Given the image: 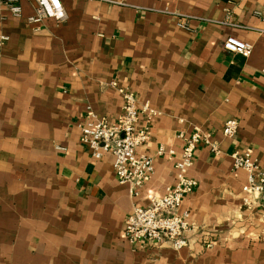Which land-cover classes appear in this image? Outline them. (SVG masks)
<instances>
[{"label":"crops","instance_id":"obj_1","mask_svg":"<svg viewBox=\"0 0 264 264\" xmlns=\"http://www.w3.org/2000/svg\"><path fill=\"white\" fill-rule=\"evenodd\" d=\"M21 3L16 17L0 0V264H264V200L231 157L249 148L264 166V0H62L61 24L28 22L35 2ZM229 36L252 53L226 50ZM122 89L159 112L139 149L155 172L137 195L78 126L88 107L116 120ZM194 127L220 153L196 150L189 245L135 250L126 217L176 179L158 149L180 151Z\"/></svg>","mask_w":264,"mask_h":264},{"label":"built area","instance_id":"obj_2","mask_svg":"<svg viewBox=\"0 0 264 264\" xmlns=\"http://www.w3.org/2000/svg\"><path fill=\"white\" fill-rule=\"evenodd\" d=\"M35 11L28 22L39 24L46 18H53L58 24L68 18L62 0H34ZM5 5L16 17L23 16L21 0H5ZM7 37H4V40ZM224 48L246 56L253 51V45L233 36L226 38ZM115 84V83H113ZM123 104L116 120H111L88 107L78 123L81 141L89 147L91 156L100 159L106 153L114 157V169L120 184L130 185L137 195L152 179L155 172L154 157L140 152L151 138V125L159 112L149 103L139 106L136 95L129 89H122ZM240 121L228 118L222 127L224 136H237ZM183 141L180 151L160 146L159 155L168 154L176 160L175 182L167 185L161 195H155L146 205H135L126 217L123 237L135 250L157 246L182 250L189 245V233L196 230L190 221L191 211L184 207L198 182L189 176L196 160V150L207 146L215 154L220 153L218 141L213 133L194 127L191 134L180 131L177 135ZM235 169L248 174L246 192L258 193L264 200V166L253 156L252 150L240 149L231 154ZM246 202L250 203L248 200ZM211 247L212 242H207Z\"/></svg>","mask_w":264,"mask_h":264}]
</instances>
